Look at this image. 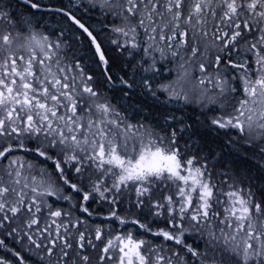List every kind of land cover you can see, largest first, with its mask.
Returning <instances> with one entry per match:
<instances>
[{
	"label": "snow or ice",
	"instance_id": "snow-or-ice-1",
	"mask_svg": "<svg viewBox=\"0 0 264 264\" xmlns=\"http://www.w3.org/2000/svg\"><path fill=\"white\" fill-rule=\"evenodd\" d=\"M0 264H264V0H0Z\"/></svg>",
	"mask_w": 264,
	"mask_h": 264
},
{
	"label": "flooded vegetation",
	"instance_id": "flooded-vegetation-1",
	"mask_svg": "<svg viewBox=\"0 0 264 264\" xmlns=\"http://www.w3.org/2000/svg\"><path fill=\"white\" fill-rule=\"evenodd\" d=\"M11 3L13 4L14 7L17 5V0H11Z\"/></svg>",
	"mask_w": 264,
	"mask_h": 264
},
{
	"label": "bare ground",
	"instance_id": "bare-ground-1",
	"mask_svg": "<svg viewBox=\"0 0 264 264\" xmlns=\"http://www.w3.org/2000/svg\"><path fill=\"white\" fill-rule=\"evenodd\" d=\"M235 135V133H233Z\"/></svg>",
	"mask_w": 264,
	"mask_h": 264
},
{
	"label": "trees",
	"instance_id": "trees-1",
	"mask_svg": "<svg viewBox=\"0 0 264 264\" xmlns=\"http://www.w3.org/2000/svg\"><path fill=\"white\" fill-rule=\"evenodd\" d=\"M234 135V134H233ZM191 242V241H190Z\"/></svg>",
	"mask_w": 264,
	"mask_h": 264
}]
</instances>
